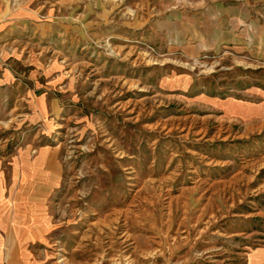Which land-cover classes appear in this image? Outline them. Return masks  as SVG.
I'll use <instances>...</instances> for the list:
<instances>
[{"label":"rangeland","instance_id":"374dc122","mask_svg":"<svg viewBox=\"0 0 264 264\" xmlns=\"http://www.w3.org/2000/svg\"><path fill=\"white\" fill-rule=\"evenodd\" d=\"M48 5L3 0L34 18L0 31V161L47 142L62 167L33 263L264 264V57L164 49L134 0Z\"/></svg>","mask_w":264,"mask_h":264},{"label":"crops","instance_id":"0c3cea01","mask_svg":"<svg viewBox=\"0 0 264 264\" xmlns=\"http://www.w3.org/2000/svg\"><path fill=\"white\" fill-rule=\"evenodd\" d=\"M40 1L49 3L46 14L51 13L50 3L55 0ZM134 1L137 2L140 19L152 25L164 49L169 48L185 56L223 52L226 56L246 54L264 57V0ZM2 2L0 0V31L2 25L10 27L11 32L5 37L8 38L16 31L12 26L14 20L17 25L18 19L34 18V14L14 7L3 11ZM4 19L10 21L3 24ZM126 27L129 30L130 25ZM6 43L7 50H11L13 43ZM0 49H3L2 45ZM3 76L1 74L0 78ZM29 98L33 117L41 118L49 108H53V100L44 94ZM58 154L53 143L33 145L32 141H25L6 158V165L0 161V212H14L6 224H0L3 227L0 228L5 230L4 234L0 233V264H36L22 244L32 236L36 238L42 234L46 222L45 197L60 182L62 167ZM25 219L28 220L27 225H23ZM24 227L27 229L22 230ZM249 257L251 262L264 259V249L252 250Z\"/></svg>","mask_w":264,"mask_h":264}]
</instances>
